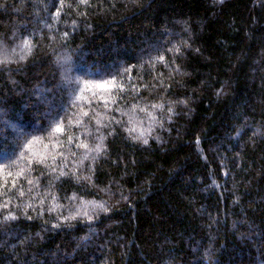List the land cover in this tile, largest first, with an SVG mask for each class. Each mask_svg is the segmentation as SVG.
Masks as SVG:
<instances>
[{
    "label": "trees",
    "instance_id": "1",
    "mask_svg": "<svg viewBox=\"0 0 264 264\" xmlns=\"http://www.w3.org/2000/svg\"><path fill=\"white\" fill-rule=\"evenodd\" d=\"M0 264H264V0H0Z\"/></svg>",
    "mask_w": 264,
    "mask_h": 264
},
{
    "label": "snow or ice",
    "instance_id": "2",
    "mask_svg": "<svg viewBox=\"0 0 264 264\" xmlns=\"http://www.w3.org/2000/svg\"><path fill=\"white\" fill-rule=\"evenodd\" d=\"M25 45L27 46V41L25 42ZM58 130H61V129H58Z\"/></svg>",
    "mask_w": 264,
    "mask_h": 264
}]
</instances>
